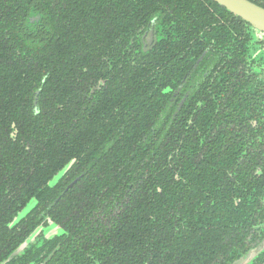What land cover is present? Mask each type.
Here are the masks:
<instances>
[{
    "label": "flooded vegetation",
    "instance_id": "1",
    "mask_svg": "<svg viewBox=\"0 0 264 264\" xmlns=\"http://www.w3.org/2000/svg\"><path fill=\"white\" fill-rule=\"evenodd\" d=\"M250 2L264 9V0ZM214 3L211 0L54 1L47 12L50 19L46 12L31 5L20 22L19 30L25 40L35 44L59 39L61 32L65 35L79 32L86 38L94 36L106 42L102 44L103 49L108 48L104 54L113 58L107 61L111 64L107 71L128 74L153 71L161 78L155 85L164 83L172 71L176 75L171 85L161 90L169 95L160 115L161 134L154 136V129L140 132L138 145H142L145 154L142 166L145 176L136 177L130 171L118 175L119 166L114 175L117 184L122 181L130 191L144 194L147 204L140 217L147 237L145 242H133L135 231L131 230L127 243L132 256L123 264H233L255 250L259 252L246 264H264V32L256 31L232 14L216 10ZM194 52L199 54L188 57L189 65L186 55ZM160 56L164 57L161 61ZM155 58L157 66L153 64L157 62ZM181 69H187V74L177 80L175 70ZM102 70L101 67L98 73ZM143 83L147 88L152 87L148 81ZM104 85L105 80L99 78L95 84L86 85L87 93L85 90L80 93L85 99L96 98V92ZM40 91L38 87L33 93V117L38 114ZM19 106L14 102L11 111L0 116V124L11 121V113ZM11 129L9 136L15 141L18 131L13 123ZM189 136L193 138L191 143L185 142L184 137ZM78 146L71 147L67 152L72 155L70 159L45 181L46 186L58 191L45 207L39 204L38 196L18 203L16 215L7 227L15 228L18 234H27L0 264L59 261L53 256L74 237L52 218L50 207L93 170L91 163H83L76 171ZM25 150L31 153L35 165L32 170L37 169L39 146ZM184 151L185 160L173 161L174 154ZM147 153L167 160L150 161ZM87 154L85 148L82 155ZM166 162L169 163L164 165ZM27 180L36 185L44 177L38 179L34 173ZM118 196L117 190L115 198ZM114 213L115 217L119 216L118 209ZM29 219L35 222L30 229L24 225ZM153 225H159V233H155L158 229ZM51 227L62 232L47 236L46 230ZM163 231L171 234L172 241L168 235L159 238ZM174 241L178 251L189 247L196 251L192 263L179 257L176 251L170 252ZM119 245L112 241L104 247L103 253L115 249L116 256L112 258L95 257L87 252L80 259H72L69 253L62 261L119 264ZM122 246L127 245L122 243ZM71 249L72 244L68 250Z\"/></svg>",
    "mask_w": 264,
    "mask_h": 264
},
{
    "label": "trees",
    "instance_id": "2",
    "mask_svg": "<svg viewBox=\"0 0 264 264\" xmlns=\"http://www.w3.org/2000/svg\"><path fill=\"white\" fill-rule=\"evenodd\" d=\"M54 1L65 0H0V116L9 113L14 102L20 105L11 113V121L0 124V262L27 234H18L15 228L7 227L16 215L18 203L38 196L41 200L39 204L45 207L58 192L46 186L45 181L70 159L72 155L67 152L71 147L79 145L76 171L83 163H91L93 170L50 207L52 218L74 238L66 247L62 244L60 251L53 256L59 261L52 260L48 264H68L62 260L69 253L72 259H80L87 252L95 257H115L114 248L111 253H103L104 247L112 241L120 243L118 257L119 264H123L132 256L127 243L131 230L135 231L133 242H145V225L140 217L144 215L147 204L144 194H140L139 190L130 191V187L122 181L117 184L114 175L119 166L118 175L124 176L126 171H130L136 177L145 176L142 167L145 154H142V145H138L140 132L154 129V136L161 134L160 115L169 99V95L162 94L161 90L171 85L174 71L158 85L155 84L160 82V74L153 71L140 70L132 74L107 71L111 66L107 61L113 58L104 54L108 48L103 49L102 44L106 42L98 41L94 36L86 38L79 32H68L66 35L61 32L59 39L41 44L25 40L19 27L27 8L36 5L47 13ZM214 5L216 10L231 15L219 5ZM47 17L50 19L51 15L47 13ZM198 54L188 53L184 57L186 63L191 61L188 57ZM163 59L159 57L160 61ZM154 60L157 61L156 58ZM153 64L157 66L158 61ZM58 67L62 69L58 70ZM101 67L103 70L98 73ZM177 71V80H180L184 79L188 70H175V73ZM99 78L105 80V85L96 92V98L85 99L80 92L85 90L87 93L86 85L95 84ZM145 81L152 87L147 88L143 83ZM38 87L41 88L38 114L33 117L31 103ZM85 114L91 116L86 117ZM184 119H187L186 116ZM12 123L18 131L15 141L9 136ZM184 138L185 142L193 141L191 136ZM32 146H39L40 151L39 167L33 170L35 165L31 162V153L25 150ZM84 147L89 152L85 157L82 155ZM186 153L174 154L176 158L173 161H179L178 158L185 160ZM146 156L150 157V161L167 160L162 156L157 158L156 154L151 157L147 153ZM34 173L38 174V179L44 177V180H39L36 185L27 180ZM117 190L119 196L115 198ZM116 209L119 213L117 217L114 213ZM24 225L30 226V229L35 222L29 219ZM153 226L158 229L155 233H159V225ZM165 235L172 239L167 231L160 233L159 238ZM174 242L170 252L176 251L179 257L192 263L196 251L190 247L178 251ZM122 243L127 246L123 248ZM70 244L72 249L69 251Z\"/></svg>",
    "mask_w": 264,
    "mask_h": 264
},
{
    "label": "water",
    "instance_id": "3",
    "mask_svg": "<svg viewBox=\"0 0 264 264\" xmlns=\"http://www.w3.org/2000/svg\"><path fill=\"white\" fill-rule=\"evenodd\" d=\"M227 12L248 23L253 29L264 32V9L249 0H211ZM259 250L249 252L233 264H246L255 257Z\"/></svg>",
    "mask_w": 264,
    "mask_h": 264
},
{
    "label": "rangeland",
    "instance_id": "4",
    "mask_svg": "<svg viewBox=\"0 0 264 264\" xmlns=\"http://www.w3.org/2000/svg\"><path fill=\"white\" fill-rule=\"evenodd\" d=\"M46 235L51 236L52 234H60L62 231L56 227H51L46 230Z\"/></svg>",
    "mask_w": 264,
    "mask_h": 264
}]
</instances>
